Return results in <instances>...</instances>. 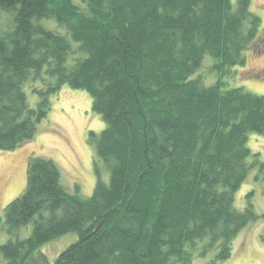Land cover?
I'll return each instance as SVG.
<instances>
[{
	"label": "trees",
	"instance_id": "obj_1",
	"mask_svg": "<svg viewBox=\"0 0 264 264\" xmlns=\"http://www.w3.org/2000/svg\"><path fill=\"white\" fill-rule=\"evenodd\" d=\"M2 12L11 21L0 35V152L34 139L64 86L87 92L104 122L87 135L88 198L64 190L51 160H28L3 224L12 233L31 223V232L0 245L4 261L228 260L260 218L253 192L242 211L235 193L252 172L264 183V162L247 146L249 135L264 137V97L223 82L259 31L250 0H0ZM206 57L217 74L209 86L194 77ZM70 233L76 240L47 260L40 249Z\"/></svg>",
	"mask_w": 264,
	"mask_h": 264
},
{
	"label": "rangeland",
	"instance_id": "obj_2",
	"mask_svg": "<svg viewBox=\"0 0 264 264\" xmlns=\"http://www.w3.org/2000/svg\"><path fill=\"white\" fill-rule=\"evenodd\" d=\"M235 1V0H233ZM250 11L260 18V26L255 41L245 53L243 66L234 67L223 82L228 88L242 87L244 91L264 97V0H250ZM8 13H0V35L10 25ZM49 27L55 24L49 22ZM213 61L206 57L197 74L204 85L217 81L212 70ZM39 86V85H37ZM27 99L35 106L37 98L26 85ZM104 128L100 115L91 109V99L83 90L64 86L57 95L50 98V111L38 126L33 140L9 152H0V245L10 239H24L30 235L31 223L9 233L3 224V209L23 191L26 185L27 162L32 157L51 160L60 175L59 183L70 194L88 198L96 182L94 173V148L87 141L89 132L99 133ZM248 148L259 153L264 162V137L251 134ZM252 172L234 196V207L242 211L246 206V195L253 192L251 203L260 218L249 223L232 241L231 257L220 264H264V183L255 181ZM76 240L70 233L43 246L40 251L47 260L52 261L67 245ZM212 253L204 259H195L193 264H208ZM0 264H7L0 254ZM27 264H43L38 259Z\"/></svg>",
	"mask_w": 264,
	"mask_h": 264
}]
</instances>
